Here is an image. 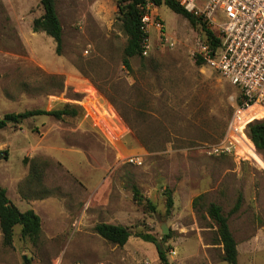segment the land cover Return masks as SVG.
<instances>
[{"label": "rangeland", "instance_id": "rangeland-1", "mask_svg": "<svg viewBox=\"0 0 264 264\" xmlns=\"http://www.w3.org/2000/svg\"><path fill=\"white\" fill-rule=\"evenodd\" d=\"M54 1L60 54L50 36L32 31L40 0H0V117L65 104L77 111L0 129V186L20 211L37 202L41 218L33 240L17 224L4 246L0 232V264H162L140 233L162 242L168 264H227L205 214L210 202L228 216L237 263L264 264V152L248 136L234 149L243 155L210 152L226 131L236 90L196 63L200 28L153 6L161 33L149 28L146 54L127 69L117 0ZM32 163L41 170L38 182L26 181ZM132 185L153 208L133 199ZM110 221L129 228L124 245L93 231ZM162 223L170 228L164 240Z\"/></svg>", "mask_w": 264, "mask_h": 264}, {"label": "trees", "instance_id": "trees-1", "mask_svg": "<svg viewBox=\"0 0 264 264\" xmlns=\"http://www.w3.org/2000/svg\"><path fill=\"white\" fill-rule=\"evenodd\" d=\"M155 6L164 5L171 9L174 13L182 15L188 20L190 25L198 26L200 31L205 34L208 39L216 42L214 32L210 30L203 19L187 12L180 6L178 0H151ZM144 0H117V8L119 19L121 21L122 30L126 35V43L123 48L122 64L125 68L130 69V59L134 56H141L143 50V39L146 37L140 28V5ZM43 13L32 20V31H42L50 36L55 43V53L60 54L62 48V27L55 9L54 0H40ZM198 65H202L201 60L196 59ZM77 111L70 108L69 104H65L59 109H30L22 112L5 113L0 117V129L8 125L19 124L23 120L39 115H49L56 119H61L64 116H75ZM246 134L253 143L256 151L264 152V119L250 123L246 128ZM41 170L37 165L32 163L30 166L29 176L26 177L28 182H38L41 177ZM133 199L138 203L144 202L145 205L153 208L149 199H144L136 185L131 186ZM47 195V194H46ZM48 196V195H47ZM43 197V196H39ZM44 198V197H43ZM203 198V194L194 196L191 200L193 208L198 209V203ZM240 203V195L237 197L236 203L231 209L235 212ZM173 201L170 195L166 199V210L169 211ZM205 214L216 225L217 241L220 244L223 252V259L227 264L237 263V243L230 231L228 225V216L224 215L219 204L210 202L205 208ZM20 225V236L28 237L29 239L37 238L41 233V220L33 209L20 211L8 198L6 190L0 186V232L1 241L4 246H11L13 239V230L15 225ZM93 231L108 242L122 246L126 243L131 232L129 228L122 224H112L107 222H97L93 226ZM141 239L154 244L159 261L162 264H168L165 248L161 241H158L150 234H137ZM170 237V232L162 236V240Z\"/></svg>", "mask_w": 264, "mask_h": 264}, {"label": "built area", "instance_id": "built-area-1", "mask_svg": "<svg viewBox=\"0 0 264 264\" xmlns=\"http://www.w3.org/2000/svg\"><path fill=\"white\" fill-rule=\"evenodd\" d=\"M178 2L187 12L201 17L216 37L215 42L201 32L196 43L197 57L236 90L234 111L226 131L221 141L211 146L210 152L237 153L234 149L243 136L247 137V126L264 117V0ZM153 6L151 0H144L139 6L140 28L146 34L151 27L161 33L163 27L161 20L151 12ZM142 43V54H146L149 47L147 37ZM251 107H256L261 116H251L248 112ZM127 161L132 164L141 162L138 156H130Z\"/></svg>", "mask_w": 264, "mask_h": 264}, {"label": "crops", "instance_id": "crops-1", "mask_svg": "<svg viewBox=\"0 0 264 264\" xmlns=\"http://www.w3.org/2000/svg\"><path fill=\"white\" fill-rule=\"evenodd\" d=\"M11 200V199H10ZM22 200H24V201H26L25 199H22ZM22 200H20V201H22ZM29 202H27L28 203V207H30L31 209H33L34 210V212L35 213H37V214H39V209H38V207H37V202H35V201H31V200H28ZM39 216V215H38ZM40 217V216H39ZM40 220H41V218H40ZM107 223H112V224H120L119 222H115V221H110V222H107ZM123 225V224H122Z\"/></svg>", "mask_w": 264, "mask_h": 264}, {"label": "water", "instance_id": "water-1", "mask_svg": "<svg viewBox=\"0 0 264 264\" xmlns=\"http://www.w3.org/2000/svg\"><path fill=\"white\" fill-rule=\"evenodd\" d=\"M160 230L163 234H167L169 232L170 228L165 223H162L160 226Z\"/></svg>", "mask_w": 264, "mask_h": 264}, {"label": "bare ground", "instance_id": "bare-ground-1", "mask_svg": "<svg viewBox=\"0 0 264 264\" xmlns=\"http://www.w3.org/2000/svg\"><path fill=\"white\" fill-rule=\"evenodd\" d=\"M253 149H254V147H253Z\"/></svg>", "mask_w": 264, "mask_h": 264}]
</instances>
